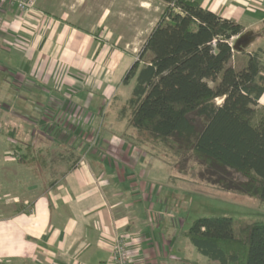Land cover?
<instances>
[{"label":"crops","instance_id":"obj_1","mask_svg":"<svg viewBox=\"0 0 264 264\" xmlns=\"http://www.w3.org/2000/svg\"><path fill=\"white\" fill-rule=\"evenodd\" d=\"M190 1L242 25L250 38L243 50L260 49L264 64V0ZM165 8L161 0H38L31 13L0 6V57L18 59L25 101H40L35 115L25 112V130L13 119L6 129L25 131V153L37 145L46 158L58 143L71 152H61L67 166L35 199L15 213L0 210V264H106L122 234L135 264L196 263L170 211L201 186L149 152L125 110L134 81L124 77ZM233 60L245 63L240 53ZM39 116L52 119L41 125ZM99 130L101 142L87 152ZM3 153L0 163L14 159Z\"/></svg>","mask_w":264,"mask_h":264},{"label":"trees","instance_id":"obj_2","mask_svg":"<svg viewBox=\"0 0 264 264\" xmlns=\"http://www.w3.org/2000/svg\"><path fill=\"white\" fill-rule=\"evenodd\" d=\"M161 1L166 8L123 80L134 81L128 125L155 156L164 148L173 164V156L191 154L204 165L208 185L264 203L262 51H235L245 28L198 1ZM236 53L244 57L241 67L232 64ZM26 150L20 162L41 159ZM183 236L218 264H264L262 222L200 217Z\"/></svg>","mask_w":264,"mask_h":264},{"label":"rangeland","instance_id":"obj_3","mask_svg":"<svg viewBox=\"0 0 264 264\" xmlns=\"http://www.w3.org/2000/svg\"><path fill=\"white\" fill-rule=\"evenodd\" d=\"M232 45L234 44L232 43ZM17 60L18 59L7 58L5 54L3 58L0 57V62L5 65L3 71H1L2 69L0 68V146H4L0 147V162H2V158H4L2 152H5L3 153L4 155H9L14 158L8 164L0 163V191H9L7 194H10L6 197L0 196V210L3 211L4 215L10 212L15 213L16 209H19V205H22L25 201L31 202L35 199L37 197L35 192L42 189V183H45L46 187L54 183L60 176V168L67 166V164L62 163L63 158L61 152L65 153V157H68L69 153H71L66 145L63 147V143H58L48 148L47 152L44 154L46 158H44L41 154L42 151H39L37 149L39 147L35 145L36 147L32 148L34 149V155H38L40 158L44 159V163L42 165L39 163V165L36 166L34 163L27 165L19 161L20 156L25 155V131L18 132L15 129L13 131H8L5 126V121L12 119L15 122L19 121L21 123L19 125L20 128L23 127L25 130V112H31L35 115L34 113L40 101H25V95L22 93V88L18 84L20 77L14 74L17 72L16 67L19 65ZM234 61L235 60L232 61V64H235ZM220 103L221 100L218 99L217 104ZM46 117L47 119H52V117ZM46 117L40 118L39 116L37 118L40 122L42 121L41 125L45 122L43 119H46ZM66 119V117H58V120H62L63 123H66ZM48 134L51 133L48 131ZM100 135V130L94 133L87 152L98 147L101 142L99 139ZM6 145H8V149L5 147ZM146 146L148 149L154 147L152 144ZM6 151H8V153H6ZM149 152H151V150ZM155 153L156 152H154V154ZM167 153V150L162 148L159 157L164 160V156ZM168 155L170 156V154ZM172 159L174 163H169V165L173 166L175 175H186L191 185L197 183L201 186L198 192L192 189L183 192V195L179 197L181 200L179 207L176 206L170 211V213H174L177 225L180 223L181 230L187 231L196 219L209 216H229L235 219L246 220L249 223H264V203L260 200L249 196L237 195L208 185L205 181L207 176L200 175L201 171H205L204 165L191 154L187 155L185 158L183 156L182 158H175L173 156ZM181 164L184 167L182 172L179 170V167L182 166ZM36 169L40 171V175H38ZM231 176L234 179L240 178V176L236 174ZM202 185L205 187H202ZM164 199L172 200V197L166 194ZM6 200H8V205L4 203ZM191 247L193 253L190 254V258L196 262L192 263L218 264L201 255L193 245H191Z\"/></svg>","mask_w":264,"mask_h":264},{"label":"built area","instance_id":"obj_4","mask_svg":"<svg viewBox=\"0 0 264 264\" xmlns=\"http://www.w3.org/2000/svg\"><path fill=\"white\" fill-rule=\"evenodd\" d=\"M38 0H0V6L16 9L20 13H31L37 7ZM106 264H135L131 258L130 244L127 236H117Z\"/></svg>","mask_w":264,"mask_h":264},{"label":"water","instance_id":"obj_5","mask_svg":"<svg viewBox=\"0 0 264 264\" xmlns=\"http://www.w3.org/2000/svg\"><path fill=\"white\" fill-rule=\"evenodd\" d=\"M249 40H250V38H249L248 35H243V36L239 37V38L237 39L236 43L233 45L234 50H235V51H238V52H241V51L243 50L242 45H243L245 42L249 41Z\"/></svg>","mask_w":264,"mask_h":264}]
</instances>
